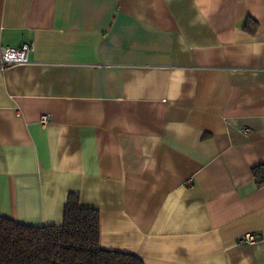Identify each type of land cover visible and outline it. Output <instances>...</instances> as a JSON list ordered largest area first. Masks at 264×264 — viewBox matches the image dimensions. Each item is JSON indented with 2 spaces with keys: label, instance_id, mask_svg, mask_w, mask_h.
Returning a JSON list of instances; mask_svg holds the SVG:
<instances>
[{
  "label": "crops",
  "instance_id": "obj_1",
  "mask_svg": "<svg viewBox=\"0 0 264 264\" xmlns=\"http://www.w3.org/2000/svg\"><path fill=\"white\" fill-rule=\"evenodd\" d=\"M24 43L0 67L1 216L57 225L74 192L104 250L264 264V0H0V46Z\"/></svg>",
  "mask_w": 264,
  "mask_h": 264
},
{
  "label": "trees",
  "instance_id": "obj_2",
  "mask_svg": "<svg viewBox=\"0 0 264 264\" xmlns=\"http://www.w3.org/2000/svg\"><path fill=\"white\" fill-rule=\"evenodd\" d=\"M242 27L255 33L258 23L246 19ZM251 172L256 186H264V163ZM78 199L68 194L57 225L33 226L0 215V264H144L133 254L102 249L99 212L79 206Z\"/></svg>",
  "mask_w": 264,
  "mask_h": 264
},
{
  "label": "built area",
  "instance_id": "obj_3",
  "mask_svg": "<svg viewBox=\"0 0 264 264\" xmlns=\"http://www.w3.org/2000/svg\"><path fill=\"white\" fill-rule=\"evenodd\" d=\"M32 50L30 43H24L19 47L13 48L9 46H0V67H5L13 64H23L29 61V55ZM43 120H46V116H43ZM244 133L249 132V128H242ZM241 241L252 242L256 240V236L246 233L239 238Z\"/></svg>",
  "mask_w": 264,
  "mask_h": 264
}]
</instances>
